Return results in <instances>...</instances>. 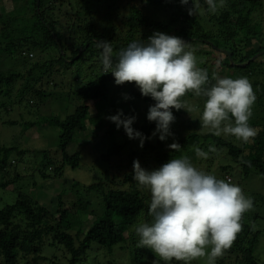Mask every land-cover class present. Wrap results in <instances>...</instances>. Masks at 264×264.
Segmentation results:
<instances>
[{"label": "trees", "instance_id": "obj_1", "mask_svg": "<svg viewBox=\"0 0 264 264\" xmlns=\"http://www.w3.org/2000/svg\"><path fill=\"white\" fill-rule=\"evenodd\" d=\"M10 1L14 8L11 11H0V56L2 54L10 56L13 53L31 59L34 56L33 51H39L48 56L45 61L34 63L27 70L31 81L21 95L30 94L33 98L46 97L43 86H40V79L33 77L34 70L48 74L51 68L73 67L80 61L94 62L95 65L103 67L102 49L96 47V42L99 40L109 41L116 53L133 41L147 44L149 35L155 32L180 37L188 45L191 42L193 45L197 43L198 47L202 44L207 45L210 50L196 51L203 55L199 57L204 61L201 69H206L208 72L209 84L206 87L215 84L214 75L220 78H248L257 103L255 108H252V116L255 118L260 116L257 119H252L251 116L249 124L258 130V135L253 143L246 144L240 140L236 142L231 139L226 140L224 137H217L211 133H193L178 142L181 145L180 151L164 152L160 151L164 148L161 146L160 139L156 146L149 141L151 132L156 128L155 121L143 126H132L134 130L146 137L144 149L151 150L153 153L152 159L156 165L150 170L159 168L170 159L181 157L182 149L187 150L194 140L201 139V142L211 140V145L217 148L216 155L225 151L224 154L238 164L242 179L248 178L252 172L264 177V54L250 62L254 56L264 51V0H223V7L217 6L218 11L215 13L209 12L205 0H194L197 10H203L207 25L202 22L200 16L196 15V12L193 15L188 14V9L192 7V0H189L187 5H182L180 0H142V3L147 6L164 8L167 14L164 20H157L147 15L146 6L135 5L131 8L129 21L118 24L116 21L119 15L112 14L113 10L110 9L103 15L105 20L110 19L113 24L110 23L104 31L94 26L89 16H82L80 12L72 13L73 6L69 0ZM90 17L93 18L91 15ZM207 42L214 44L218 49L230 51L235 64L250 63L245 67L232 66L228 56L218 52ZM80 52V56L75 59ZM113 60L115 62L114 56ZM111 76V73H107L102 77H96L77 90L76 95L86 104L79 106L66 120H60L57 117L45 120L47 124L61 130L58 146L61 163L58 167L53 159L45 162L39 168L43 180L62 178V171L67 166L73 169L80 166L81 153L70 154L68 148L79 134L88 132L91 127L88 126L89 121L92 125L95 124L94 117L91 118L90 115L96 109H98L99 120L105 115L108 116L105 104L110 97ZM21 77H23L22 72H11L8 75L1 73L0 87L10 88ZM31 83L33 85H30ZM25 96L20 97L19 103H22ZM128 97L147 103L154 102L150 96L145 97L140 91L131 92ZM198 98L201 103L198 107L201 109H196L195 114L201 117L206 97ZM196 123L200 125V121ZM136 139L128 137L125 144L113 142L111 151L102 155L103 160L110 163L112 157L121 155L125 146ZM13 152L25 153L20 152L16 147H0V190L3 191L22 178L16 173L11 179H6L11 174L10 168L14 160H10V154ZM209 154L213 159L215 153ZM244 162H250V166ZM229 168L222 167V171L226 174V178L231 179L229 183H232ZM49 169L51 174L48 172ZM109 173L110 171L105 170L104 180L109 179ZM67 183L68 181L65 180L64 184ZM124 183H130L128 189H114L100 178L97 183L87 187L88 193L95 192L103 198L102 212L99 215L92 214L95 219L90 226L84 217L88 215L86 213L88 203L83 199H79L75 205H65L63 198L65 191H63L64 193L57 197L58 207L54 214L30 194L17 192L16 201L0 210V264H48L49 262L62 264L55 260L56 256L52 259L44 255V248L47 245L64 248L68 259L67 263L63 264H82L87 260L94 246L97 247L95 250L104 249L108 254H113V257L109 255L113 258L108 261L109 264H117L118 259H114L115 248L121 252L129 249L132 258L136 261L143 259V255H148L150 258L147 261L144 258L146 264L148 262L149 264H171L161 259H153L151 250L146 254L144 248L137 247L139 239L136 241V233L132 231V228L143 221L151 223L152 217L148 214L151 193L150 190L147 193L145 187L142 189L138 185V182L133 179V174L125 175ZM78 186H81L79 182H73L70 188L72 190ZM257 197L259 196H254V205H257L260 199ZM255 219L256 217L249 212L244 214L241 221L242 231L237 234L233 245L223 257L217 259L216 264H264V260H261L257 254L263 232L254 226ZM74 231L76 234L72 233Z\"/></svg>", "mask_w": 264, "mask_h": 264}, {"label": "rangeland", "instance_id": "obj_2", "mask_svg": "<svg viewBox=\"0 0 264 264\" xmlns=\"http://www.w3.org/2000/svg\"><path fill=\"white\" fill-rule=\"evenodd\" d=\"M69 1L73 6V9H71L72 13L76 14L80 12L82 16H89V20L94 26L103 31L105 27H108V25L112 23L110 19L108 21L105 20L103 15L110 9L113 10L112 14L116 16L119 15L117 21L115 20L118 24L129 21L131 8L135 5L146 6V14L157 20H164L167 16L164 8L147 6L142 3V0ZM217 5L219 6V1ZM13 8L14 5L12 1L0 0V11H11ZM219 8L222 7L219 6ZM90 15L93 16V18H91ZM196 15L200 16L202 22L207 25L202 9H198ZM196 44L193 45V42L189 43V49L187 50L194 51L197 58V67L201 68L204 65V61L199 57H203V55L196 51L198 49L208 51L210 48L205 44L200 45V47L196 46ZM25 54L27 55V53ZM32 54L34 56L31 59L27 57L23 58L13 53L10 56L7 54H2L0 56V74L5 73L8 75L11 72L23 73V77L17 79L12 87H0V147H16L20 152H25L20 154L13 152L10 154V160L12 159L14 162L13 166L10 168L11 174L7 176L6 179H11L16 173L20 174L22 178L15 183V185L10 186L6 191L0 190V210L8 204L14 203L16 201L17 192L22 191L30 194L32 198L48 207L51 212L56 214L55 212L58 207L57 197L65 191L63 197L65 205H75L79 199H83V201L88 203V212H86L88 215H85V213L84 217L88 220L87 224L90 226L95 219V216L92 214L99 215L102 212L103 198L95 192L88 193V186L97 183L101 178L103 182L109 184L110 188L125 190L130 186V183H124L125 175L134 174L133 161L131 162L132 159L139 160L141 167L149 171L152 166L156 165L152 159V151L145 150V144H143V147H140L139 138L134 142L128 143L123 153L119 156L112 157L110 163L103 160L102 155L111 151L113 142L125 144L128 138L123 126L117 129L116 124L113 123L109 117L122 111L124 114L122 118L131 116L136 117L132 126L151 124L154 121H149L147 115L150 106H153L155 101L147 103L136 98L125 99V96L128 97V94L131 92L140 91L139 88L134 83L117 85L112 75L109 80L110 97L105 104L106 110L108 109V116L105 115L103 119L99 120L97 115L98 109L95 108L96 110L90 115L91 118L94 117L95 124L92 125L89 119L88 126L91 127L88 132L79 134L75 142L68 148L70 154L75 152L81 153L82 160L80 166L77 169L67 166L62 171V178L43 180L39 173V168L45 162L53 159L55 165L58 164V167H60L59 163H61V155L58 151L61 130L58 127L47 124L45 120L52 117L66 120L69 116L74 114L79 106L86 104L82 98L76 95V91L93 81L96 77H102L105 74L100 65H95L94 62L90 61H80L75 66L68 68H51L48 74H43L34 70L33 77H38L40 79V86H43L46 97L33 98L30 94L27 96L21 95V92L31 81L27 70L30 69L34 63H41L48 57L46 54H42L39 51H33ZM79 54L77 56H79ZM113 56L116 59V52L114 51ZM46 71H48V69ZM30 85L33 84L31 83ZM190 93L191 92L183 99L193 108L201 109L198 107L201 105L199 98L194 93ZM21 96H25V99L22 100V103H19ZM29 100H31V102ZM89 105H91V103H89ZM256 105L257 103L255 102L253 108H255ZM171 111L175 117V121L170 125L172 135L162 141L161 146L164 148L160 151L170 152L171 149L168 145L174 142L178 143L182 138L193 133H208L207 130L202 129L201 126L196 123L200 121V115L195 114V112H197L196 110L190 113L184 109L179 111L172 109ZM192 116L194 118H192ZM259 117L260 116H257V118ZM257 118L252 116V119ZM26 126L32 127L27 128ZM99 126L102 127L98 128ZM154 132H156V128L151 132L149 141L156 146L160 133L156 132V135L153 136ZM221 137H224L226 140L231 139L235 142L237 141L234 136L222 134ZM145 141L146 139L144 143ZM201 141V139L194 140L187 150L182 149V156L179 158L187 157L198 170L206 174L214 175L217 179L225 181L226 174L222 171V167H230L229 173L232 178V184L239 186L246 197L249 196L253 200L254 196L260 197L257 205H254L253 209L248 212L256 217L254 226L263 232V236L258 244L257 254L261 260H264V177L256 172H252L248 178L242 179L238 164L228 155L226 156V154H224L225 151L219 153V155H216L215 152V154H213V159L210 154L207 159L197 157L195 152L196 148L208 152L209 147L212 146L211 140ZM201 146L203 148H201ZM105 170L110 171L108 180H106V178L104 180ZM48 172H51L50 169ZM65 180L68 181L67 184H64ZM73 182H79L81 186L71 190L70 187ZM141 188L143 189L144 187L141 186ZM145 190L149 193L148 188L145 187ZM259 197H257V199ZM132 231L135 232L134 227ZM72 233L76 234V231ZM138 239L139 237L136 235V241ZM95 249H97L96 246H94L87 260L83 261L82 264H109L108 261L113 260V254H108L104 249ZM144 249L146 254L150 253V249ZM128 250L121 252L119 249L115 248L114 259H118L117 264H146L145 260L147 261V259L150 258L148 255H143L145 260L143 258L136 261L132 258ZM44 255L49 258L56 256L57 258L55 260L62 264L67 263L68 255H65L63 247H51L47 245L44 248ZM109 255H112V257ZM151 256L153 259H160L158 256H155L153 252ZM205 261L206 259L195 260L192 261L191 264H206ZM168 263L184 264L183 261L175 260ZM48 264L52 263L49 262Z\"/></svg>", "mask_w": 264, "mask_h": 264}, {"label": "clouds", "instance_id": "obj_3", "mask_svg": "<svg viewBox=\"0 0 264 264\" xmlns=\"http://www.w3.org/2000/svg\"><path fill=\"white\" fill-rule=\"evenodd\" d=\"M205 2L209 12L217 11V0ZM180 3L187 5L189 0ZM219 6L223 7V0H219ZM196 11L197 5L192 0L188 14ZM96 47L102 49L104 74L111 73L117 85L134 83L143 96L155 101L147 119L156 122L161 141L172 135L170 125L175 121L172 109L188 113L196 110L183 99L192 92L197 97H206L200 117L202 129L217 137L223 134L246 144L254 142L258 130L250 126L249 120L256 95L248 78L214 75L215 84L206 87L208 72L197 67L194 51L187 50L189 45L182 38L155 32L147 44L133 41L121 49L115 62L109 41L99 40ZM123 116L120 111L109 119L117 129L123 126L129 139L139 138L143 147L146 138L132 127L136 117ZM168 147L173 151L181 149L175 142ZM195 152L197 157L207 159L217 148L210 146L208 152L196 148ZM244 163L250 166V162ZM133 173L138 185L151 193L148 214L152 221L135 227L139 237L137 247L150 249L165 262L191 264L206 259V264H216L242 231L244 214L254 207L253 199L246 197L239 186L198 170L187 157L170 159L150 171L134 160Z\"/></svg>", "mask_w": 264, "mask_h": 264}, {"label": "water", "instance_id": "obj_4", "mask_svg": "<svg viewBox=\"0 0 264 264\" xmlns=\"http://www.w3.org/2000/svg\"><path fill=\"white\" fill-rule=\"evenodd\" d=\"M207 43L211 44L214 48H216V46H215L214 44H212V43H210V42H207ZM216 49H217L218 52H220V53L225 54L226 56H228V58H229V60H230V65H232V66H234V65H238V66H241V67H245V66L248 65L251 61H254V60L257 59L258 57H260L262 54H264V51H263V52L257 54L256 56H254V57L250 60V62H247V63H244V64H235V62H234V60H233V58H232V53H231L230 51H228V50H222V49H218V48H216ZM80 54H81V52H80ZM80 54H79V56H80ZM79 56H76L75 59H77ZM72 61H74V60H72ZM72 61H70V62H72Z\"/></svg>", "mask_w": 264, "mask_h": 264}, {"label": "built area", "instance_id": "obj_5", "mask_svg": "<svg viewBox=\"0 0 264 264\" xmlns=\"http://www.w3.org/2000/svg\"><path fill=\"white\" fill-rule=\"evenodd\" d=\"M30 56H32V55H30ZM228 181H231V179H230V178H228Z\"/></svg>", "mask_w": 264, "mask_h": 264}]
</instances>
